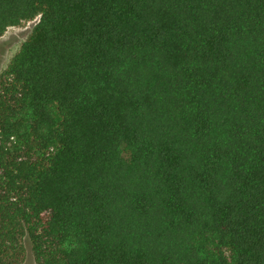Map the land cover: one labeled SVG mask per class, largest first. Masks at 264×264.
Masks as SVG:
<instances>
[{
  "label": "trees",
  "instance_id": "obj_1",
  "mask_svg": "<svg viewBox=\"0 0 264 264\" xmlns=\"http://www.w3.org/2000/svg\"><path fill=\"white\" fill-rule=\"evenodd\" d=\"M34 20L0 264H264V0H0V36Z\"/></svg>",
  "mask_w": 264,
  "mask_h": 264
},
{
  "label": "rangeland",
  "instance_id": "obj_2",
  "mask_svg": "<svg viewBox=\"0 0 264 264\" xmlns=\"http://www.w3.org/2000/svg\"><path fill=\"white\" fill-rule=\"evenodd\" d=\"M38 20L24 23L21 26L9 28L5 34L0 36V76L13 57L19 52L24 42L29 38ZM27 251L23 264H35L30 243L27 241Z\"/></svg>",
  "mask_w": 264,
  "mask_h": 264
}]
</instances>
